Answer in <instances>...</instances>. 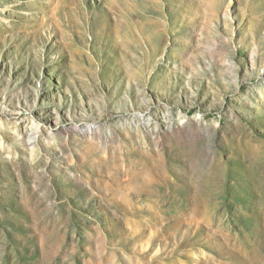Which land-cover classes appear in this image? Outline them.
I'll return each instance as SVG.
<instances>
[{
  "label": "rangeland",
  "instance_id": "1",
  "mask_svg": "<svg viewBox=\"0 0 264 264\" xmlns=\"http://www.w3.org/2000/svg\"><path fill=\"white\" fill-rule=\"evenodd\" d=\"M0 264H264V0H0Z\"/></svg>",
  "mask_w": 264,
  "mask_h": 264
}]
</instances>
